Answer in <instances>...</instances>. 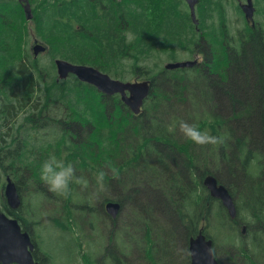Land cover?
<instances>
[{
	"label": "trees",
	"instance_id": "1",
	"mask_svg": "<svg viewBox=\"0 0 264 264\" xmlns=\"http://www.w3.org/2000/svg\"><path fill=\"white\" fill-rule=\"evenodd\" d=\"M22 2L31 5L34 33L46 46L48 66L22 51L27 31L32 32ZM220 11L217 0H197L194 24L180 0H168L155 16L149 0H0L4 209L3 185L9 178L18 191L45 195L56 208L63 201L59 212L65 214L70 198L50 192L39 178L42 162L54 154L90 181L86 190L70 185L81 195L74 207L88 208L98 198L101 206L118 201L120 219L136 227L142 240L150 232L153 247L157 229H169L171 242L161 237L159 245L175 258L176 233L185 237L187 253L189 238L214 217L215 200L202 186V178L212 174L237 209L236 220L229 221L219 208L221 226L245 223L244 237H251L238 245L230 238L235 248L228 259L243 264L240 250L251 245L264 261V244L250 234L256 226L264 228V20L250 25L243 18V28L233 34L223 20L214 24ZM158 50L169 61L179 60L180 52L200 59L191 67L153 71L147 59ZM57 58L122 79L127 73L116 62L132 61L131 67L142 69L139 77L151 80L142 111L133 115L118 95L105 96L74 75L58 80ZM180 120L225 136L224 143L199 147L186 142L168 131ZM99 170L106 172L103 191H97L93 179ZM244 211L247 221L240 218ZM73 217L67 220L80 228ZM135 250V258H142Z\"/></svg>",
	"mask_w": 264,
	"mask_h": 264
},
{
	"label": "rangeland",
	"instance_id": "2",
	"mask_svg": "<svg viewBox=\"0 0 264 264\" xmlns=\"http://www.w3.org/2000/svg\"><path fill=\"white\" fill-rule=\"evenodd\" d=\"M217 1L219 2L221 11L219 16H215L213 18L214 24H216L219 20H223L228 30L233 34H236V30L242 29L245 24L242 11L239 12V10H237V7L240 8L241 5H245L246 0ZM251 1L254 8L252 23L263 21L264 0ZM22 3L24 6V11L26 8V4H28V9L30 10L28 14H30L31 5L29 3ZM167 3L168 0H149V8L151 12H153L152 14L150 13V15L155 16L159 12V9L164 7ZM180 7L184 8L186 11H189L187 4L182 0H180ZM24 14L25 16H27L26 13ZM28 20V26L32 32L27 31V35L22 45V51H24V53L29 57H32V46L35 43L40 42L39 37L36 35V33H34L31 18ZM247 23L250 24L249 22ZM37 58H39L42 65L48 66L49 57L47 55L41 53L37 55ZM178 58L183 60H198L200 59V56L194 54L192 55V57H187L186 53L180 52ZM169 62L171 61L167 60L166 55L159 50L157 53H154L147 59V63L148 65L153 67V71L159 68H163ZM131 63L132 61L128 59L116 62L118 69L127 73L126 78L118 79L131 82L144 80L143 77H139L142 69L131 67ZM20 120L21 117L16 120V123H18ZM1 187L2 185L0 184V206H4L1 196ZM27 189L24 188V191H18L20 204L22 202L21 205H24V210L20 211V215L24 218H28V222H31V226H34L33 232L35 241L40 250L42 252H46L48 257V264H113L109 258L111 236L107 239L108 235L105 227V225L107 224V219L101 212L100 205L97 204V202L100 200L99 198L91 199L89 202L92 204L88 208H82L80 210L78 207H74L75 205H79L80 203V201H78V199L81 197L80 191H74L71 189L69 194L67 195L70 198V205L66 207L65 214L60 215L59 209H62L63 201H59L56 208V205L48 202L45 195H30L26 191ZM45 203L48 204V209L45 207ZM29 213H31V215H29ZM90 213L92 214L88 216ZM80 214L84 215L79 218L80 228L79 230H77V228L70 223L69 219L67 220V217L69 215L75 216L76 219L80 216ZM210 214L214 217L209 223L204 225V230L208 235L212 236L217 256L223 264H238V261L234 263L232 259H228L231 250L235 248L231 246L232 243H230L229 239L234 237V244L238 245L241 242L245 244L249 243L251 237L242 239L241 235L239 234V230H233V227H231L228 223L226 224V226H221L219 221H223L224 212L219 209L216 202L215 204H213ZM248 217L249 213L246 211L240 214V218L244 221H247ZM157 219L159 220L158 216ZM119 222H124V220L120 219L119 217ZM158 223H160V220L158 221ZM261 229L262 228H260V226H256L255 231L251 232L250 234L253 236H257L259 244H264V232ZM114 233L115 236H112L113 240L120 243L121 240L124 239V237L122 238L121 236L120 230H116ZM125 233L129 234L130 231L126 230ZM158 233L162 238H166L169 243L171 242L173 234L169 229H159ZM150 238L151 233L149 232V237L145 240H141L139 239V237H137L136 242H133L135 246L131 243L132 241L126 244L125 247H122V245H120V247L118 248L117 246L116 248L118 250H116L115 254L118 260V264H127V259L125 260L123 258L126 252L128 256L137 255V252L135 250L136 247H138L139 253L142 255V257H144V262H134L133 264H149V262L150 264H152V259L148 258L152 250V243H150ZM247 248L248 250H250L249 252L252 253L244 256L242 261H253L255 258H258V256H256L253 252V248L251 245H248ZM174 250L175 264H187L186 239L181 232L176 233L174 237ZM239 254L243 256L242 251H240ZM251 254L253 260H251ZM258 259L259 260H257V262L254 261L255 264H264V261L262 259ZM172 264L174 263L172 262Z\"/></svg>",
	"mask_w": 264,
	"mask_h": 264
},
{
	"label": "water",
	"instance_id": "3",
	"mask_svg": "<svg viewBox=\"0 0 264 264\" xmlns=\"http://www.w3.org/2000/svg\"><path fill=\"white\" fill-rule=\"evenodd\" d=\"M189 7L190 17L194 24H197L195 16V5L197 0H184ZM247 19H252L253 7L251 0L242 6ZM28 4H26L27 19L31 18L28 14ZM45 46L35 43L32 46L34 55L44 52ZM58 80L66 79L69 74H73L81 82L93 85L100 93L105 95L119 94L121 101L135 114L140 113V107L143 101L148 97L150 91V80L124 82L111 78L108 74L103 73L99 69L86 65L74 64L63 59L54 61ZM197 63V59L190 61H178L167 63L165 69H176L183 67H191ZM203 186L208 190L211 197L220 200L221 204L226 208L231 219L236 216V208L228 189L219 184L215 176L207 175L202 180ZM4 196L9 208H16L19 203L18 192L14 182L9 178L6 179L4 187ZM120 205L117 202L108 201L105 204V211L112 218H116ZM245 227H242L244 233ZM33 244L26 232L20 231V226L16 219L8 217L0 207V264H39L34 263L31 256ZM212 248V240L206 239L202 229L191 237L188 241V251L190 256V264H218L217 259H211L207 253V249Z\"/></svg>",
	"mask_w": 264,
	"mask_h": 264
},
{
	"label": "clouds",
	"instance_id": "4",
	"mask_svg": "<svg viewBox=\"0 0 264 264\" xmlns=\"http://www.w3.org/2000/svg\"><path fill=\"white\" fill-rule=\"evenodd\" d=\"M168 131L178 132L186 142L199 147L220 145L225 140V136L212 135L210 132L202 130L197 124L185 120L178 121ZM105 176L106 172L99 170L93 177L97 191L105 190ZM39 178L50 192L61 197H66L69 194L70 185H78L82 190L88 189L90 185L87 178L77 175V169L72 162H66L54 154L42 162ZM207 253L211 259H215L213 249H207Z\"/></svg>",
	"mask_w": 264,
	"mask_h": 264
},
{
	"label": "flooded vegetation",
	"instance_id": "5",
	"mask_svg": "<svg viewBox=\"0 0 264 264\" xmlns=\"http://www.w3.org/2000/svg\"><path fill=\"white\" fill-rule=\"evenodd\" d=\"M240 8H241V6H240ZM242 10H243V8H242ZM21 204H22V202H21ZM21 204L17 209H15L16 211L15 210L12 211V213H13L12 215L17 217V220L20 221L19 222V225L21 227L20 231L26 232L30 237V241L33 244V247L31 250V255H32L33 261L38 262L40 264H48V257H47L46 252H42L40 250V248L38 247L36 241H35L34 232H33L34 226H31V222H28V218H24L20 215V211L24 210V205L22 206ZM27 208H29V207H27ZM120 210H121V204H120ZM101 211L103 212V214L106 216V218L108 220L106 228L109 230L111 238H112V236H114V232L116 230H120L122 238H123V231L124 230H126V229L137 230L136 227L128 224L127 222H119L118 216L115 219H112L110 216H108L103 209V204L101 207ZM29 215H31V213H29ZM123 242L124 241L122 239V245H123ZM126 242H128V240H126ZM154 245L155 246L159 245L156 239H155ZM116 250H117L116 246H114V244L111 243L110 248H109V258L114 260L112 262L113 264H117L116 254H115ZM154 256H155L154 258L156 259V261L152 260V264H172V261L169 258L161 255L160 253H155ZM123 258L125 260L127 259L126 256H123ZM143 258L144 257L137 259L135 262H144ZM186 263L188 264V259L186 260ZM149 264H150V262H149Z\"/></svg>",
	"mask_w": 264,
	"mask_h": 264
},
{
	"label": "bare ground",
	"instance_id": "6",
	"mask_svg": "<svg viewBox=\"0 0 264 264\" xmlns=\"http://www.w3.org/2000/svg\"><path fill=\"white\" fill-rule=\"evenodd\" d=\"M26 9V8H25ZM25 13V12H24ZM31 14V13H30Z\"/></svg>",
	"mask_w": 264,
	"mask_h": 264
}]
</instances>
